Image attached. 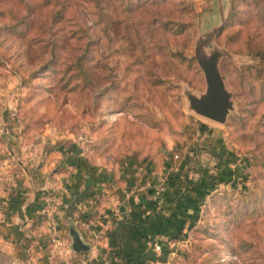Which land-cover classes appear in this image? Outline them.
Segmentation results:
<instances>
[{"label": "rangeland", "instance_id": "1", "mask_svg": "<svg viewBox=\"0 0 264 264\" xmlns=\"http://www.w3.org/2000/svg\"><path fill=\"white\" fill-rule=\"evenodd\" d=\"M202 40L222 54V125L187 101L205 90ZM212 131L217 155L198 151L192 170L197 219L167 262L264 264V0H0V191L8 162L52 141L114 173L175 165Z\"/></svg>", "mask_w": 264, "mask_h": 264}, {"label": "crops", "instance_id": "2", "mask_svg": "<svg viewBox=\"0 0 264 264\" xmlns=\"http://www.w3.org/2000/svg\"><path fill=\"white\" fill-rule=\"evenodd\" d=\"M213 133L200 139L199 148L186 149L175 165L164 158L161 169L131 163L110 173L87 162L74 144L53 141L27 152L20 164L8 162V188L0 191V264H168L169 242L197 219L198 186L206 182L192 179V170L198 151L217 155ZM162 175L168 183L155 200L151 191ZM53 226L62 243L59 256L51 254ZM70 229L86 250L72 249Z\"/></svg>", "mask_w": 264, "mask_h": 264}, {"label": "water", "instance_id": "3", "mask_svg": "<svg viewBox=\"0 0 264 264\" xmlns=\"http://www.w3.org/2000/svg\"><path fill=\"white\" fill-rule=\"evenodd\" d=\"M222 26L216 27L219 30ZM207 38V36H205ZM206 40L200 41L194 50V59L203 73L205 90L199 96L187 95L189 109L197 116L217 124H224L230 111L233 110L231 95L226 90L223 79L218 69V61L222 54L219 51H213L209 55L203 52ZM72 239V249H85L78 239L77 233L70 229ZM77 241V243H75ZM78 245V247H77Z\"/></svg>", "mask_w": 264, "mask_h": 264}, {"label": "built area", "instance_id": "4", "mask_svg": "<svg viewBox=\"0 0 264 264\" xmlns=\"http://www.w3.org/2000/svg\"><path fill=\"white\" fill-rule=\"evenodd\" d=\"M8 155H11V154L8 153ZM12 155H14V154H12ZM175 159H177V156H175ZM167 183H168V178L166 176L162 175L158 178L157 184L152 188V191H151V194L155 198V200H157L164 193L166 186H167ZM133 195H136V194H133ZM137 197H138V194H137ZM44 202L46 203V206L48 207V210H47L48 218H49V220L53 221L54 215H53V205L51 203V200L46 198V199H44ZM50 242L52 243L51 254L57 255V256L61 255L62 251H63L62 243H61L59 236L57 234V230H55V226H53L51 229ZM178 244H179V240H173V241L169 242L168 248L173 249L171 251V253H169V254H171V255L175 254L174 247H176ZM153 249L157 254L162 253V247L160 244H155Z\"/></svg>", "mask_w": 264, "mask_h": 264}, {"label": "trees", "instance_id": "5", "mask_svg": "<svg viewBox=\"0 0 264 264\" xmlns=\"http://www.w3.org/2000/svg\"><path fill=\"white\" fill-rule=\"evenodd\" d=\"M205 126H200V128H202V131H203V128H204Z\"/></svg>", "mask_w": 264, "mask_h": 264}]
</instances>
